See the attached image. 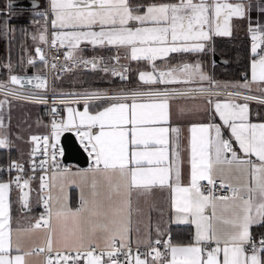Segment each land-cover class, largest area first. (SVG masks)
<instances>
[{"label": "snow or ice", "instance_id": "1", "mask_svg": "<svg viewBox=\"0 0 264 264\" xmlns=\"http://www.w3.org/2000/svg\"><path fill=\"white\" fill-rule=\"evenodd\" d=\"M39 0H31L28 7L7 0L0 9V32L4 35L17 29L12 21L19 20L26 11L31 12L29 23L38 26L36 32L26 28L20 31L31 35L33 41L49 45L63 54L73 64L91 66L93 70L111 73L121 80L127 79L128 66L119 63L120 57H112L109 67L103 58L84 59L80 45L116 46L129 50L132 61H146L151 71L139 72V80L147 85H163L148 91L132 90L128 94L109 95L92 91L83 94H67L72 99L56 103L84 104L83 111L67 108V119L52 122L55 143L49 137L32 136L33 157L41 152L45 159L39 164L33 159V171L37 168L50 175L40 177L41 196L45 214L27 227L12 226L10 193L15 185L21 192L23 210L30 212V178L17 175L7 182L0 181V264H29V257L44 254L43 264H264V234L259 239L253 236V228H264V123L249 120V104L237 103L234 99L214 103V111L223 126L230 130L225 138L220 124H199L191 127L190 184L182 186L180 154L175 153L174 164L169 161L170 100L195 96H219L214 92L216 82L207 75L199 62L171 64L172 54L202 53L206 42L216 36H231L233 20H247L251 33V82L264 84V24L253 20V11L264 15V0H176L172 3L133 4L131 0H48L47 8L40 11ZM49 24L56 30L48 38ZM98 28L99 30H94ZM71 29V30H69ZM45 67L49 60L43 49H35ZM56 56L52 57L55 61ZM162 61L165 67L156 62ZM23 63V59H21ZM37 58L29 57L27 64L34 66ZM102 65V66H101ZM52 69L57 68L52 63ZM8 82H0V92L7 97L19 98L25 85L47 89V78L12 75ZM62 70H68L61 65ZM208 82V87L203 86ZM200 83V87L179 90L168 88L173 84ZM250 90V83L240 85ZM229 97H240V92H230ZM244 101L260 99L243 95ZM131 100V103L123 102ZM141 100L143 102H138ZM93 101H113L102 110L92 113L89 104ZM7 99L0 100L3 109ZM39 102L46 103L41 100ZM57 113L56 108L52 109ZM4 122L0 119V128ZM92 129H98L93 132ZM75 131L83 150L92 160L87 169L73 172L57 158L64 156L59 147L64 132ZM172 132H180L172 128ZM214 131V135L212 134ZM234 138V140L232 139ZM234 144L238 146L234 147ZM7 136L0 138V147H9ZM239 153H243L241 156ZM230 154V155H229ZM255 157V159H253ZM16 169L23 173V165L13 161L8 171ZM225 169L235 170V182L220 178L221 190L229 194L217 195L216 176ZM3 171V169H0ZM80 181L79 206L70 207L66 199L51 190L59 188L63 193L68 183ZM201 181H206L202 185ZM154 188H168L172 192V207L177 222L195 225L194 243L174 245L170 236L157 224V238L152 239L151 229L143 239L136 240L135 251L131 245L132 193L137 191L147 197ZM207 188L205 192L202 190ZM147 203V201H145ZM143 215L144 209H135ZM151 207L149 206V220ZM46 231L44 246L28 250L23 246L22 236L35 230ZM137 234L140 229L137 227ZM143 244L145 251H140ZM163 248V251H161Z\"/></svg>", "mask_w": 264, "mask_h": 264}, {"label": "crops", "instance_id": "2", "mask_svg": "<svg viewBox=\"0 0 264 264\" xmlns=\"http://www.w3.org/2000/svg\"><path fill=\"white\" fill-rule=\"evenodd\" d=\"M172 3V2H170ZM261 24V19H259ZM255 27V24L253 25ZM234 27H232L233 30ZM70 30V29H69ZM216 35L212 36V39L206 42L205 51L202 53H188L186 58L181 59L178 58L177 60L171 61V64H177L178 62H189V63H196L199 62L202 65L203 71L209 75L213 81L216 82V87L218 89H229V90H237L243 91L247 93H252L255 95L264 96V84H258L254 82H246V81H220L215 80L213 75V53H212V44L213 38ZM251 39V34H250ZM83 43L82 47H112L118 51L119 55L123 56V61L121 65H129L128 63H137L138 61H132L128 58L129 50L126 48H117L116 46H93L91 44ZM251 51V46H250ZM174 54H172L173 56ZM178 55V54H177ZM184 55V54H179ZM252 55V54H251ZM253 59V57H252ZM251 59V61H252ZM143 62L147 67L141 71H151V65L149 62L146 61H139ZM160 67H165L162 61L156 62ZM249 75L251 79V63H250V70ZM138 81L139 84L142 86L140 89L141 91H148L153 88H162L165 87L163 85H147L143 84L139 80V73H138ZM245 83H250V90L240 87ZM200 83H193V84H173L168 85V88H176L179 90H187L189 88H196L200 87ZM204 87H208V82H203ZM22 91V90H21ZM7 99V103L0 109V119L4 122V127L0 128V138L3 136H7V139L10 141V146L0 147V149H10L16 153V162L18 163H27L31 159L35 158L32 155L33 148L35 147L34 142H32V136H40L47 131L46 124L41 119V103L37 101L26 100L21 97L14 98V97H5L3 94H0V100ZM207 97L203 96H195L194 98H187V97H180L174 98L170 100V119L167 124H162L160 126L168 127L169 131V161L174 164L175 162V153L178 151L180 154V161H181V170H182V178L181 184L182 186H189L190 184V156H191V149H190V141H191V127L193 125L199 124H220L222 125V132L225 138H230V130L227 129L226 126H223V122L220 120L219 115L214 111V103L217 101L225 102L230 99H234L237 103H245L249 104V120L252 123H264V116L261 113V108L264 106L257 102L252 101H244L243 99L236 98V97H229L224 95H213L211 97L213 104L207 103ZM113 101H107L105 104H99L101 102H92L89 104V111L95 113L96 111L102 110L104 107H107ZM131 103V100L123 101ZM138 102H143L138 100ZM73 107L78 111H83L84 104H68L65 106L63 110V116L61 119H67V108ZM172 128H179L180 132L174 133L171 131ZM93 132L98 131V129H92ZM78 141L79 136L76 134L75 131H72ZM214 135V131L212 133ZM62 136V135H61ZM234 140V138H232ZM61 140V137H60ZM234 147H237V151L239 152L238 146L234 144ZM243 156V153H239ZM230 155V154H229ZM255 159V157H253ZM91 166L88 165L87 167H80L76 164L70 168L73 172L77 169H87ZM238 173L233 170L229 173L226 169L223 173H217L215 177L216 180H220L221 176L224 177L226 181L229 180V177L233 179L230 182H235V176ZM76 183H68L65 185L63 193L59 191V188H53L51 190V195L56 197L57 195L62 196L66 199L67 204L72 207L76 208L79 206L80 200V181L79 178H76ZM0 181L7 182L8 180L2 179ZM203 181H201L202 183ZM41 181H38L32 185L30 188L32 189L30 193V205L31 211H25L22 208L20 203L21 192L20 190L13 185L12 191L10 193V200L12 206V226L16 228L17 226L27 227L31 224H34L37 219H39L42 200L41 196L44 195L40 189ZM73 194L75 195L74 200L77 202L78 205L75 206V202H73ZM172 192L168 188H154L151 194L147 197L141 196L137 191H133L132 193V232H131V245L132 248H136V240L138 238L143 239L146 231L151 229L152 239L155 240L156 236V225L159 224L162 230H165V236L162 238L167 240L168 237L170 238L173 236L176 240L175 242H171L174 245H189L194 243V235H195V225L191 223H183L177 222L175 219V212L172 207ZM147 201V203L145 202ZM74 203V204H73ZM139 203V207L144 209L143 215H137L135 209L137 208ZM149 206L151 207L150 211V220H149ZM139 227L140 232L137 234L136 229ZM253 236L259 239L261 234H264V228H253ZM258 235V236H257ZM46 242V231L42 228L39 230H35L34 232L22 236V243L23 246L28 249L32 250L41 246H44ZM140 247H144L143 244ZM29 264H43L45 259L44 254L41 255H33L28 258Z\"/></svg>", "mask_w": 264, "mask_h": 264}, {"label": "trees", "instance_id": "3", "mask_svg": "<svg viewBox=\"0 0 264 264\" xmlns=\"http://www.w3.org/2000/svg\"><path fill=\"white\" fill-rule=\"evenodd\" d=\"M1 1V0H0ZM4 2V0H3ZM0 2L1 9H3V3ZM41 4L40 10L47 8L48 0H39ZM133 4H151V3H170L176 2V0H131ZM31 12L26 11L24 16H30ZM253 25L256 20L261 19L264 23V15L259 14L256 11L251 13ZM2 18V17H0ZM27 21V20H25ZM25 21H15L11 23L13 26L23 25ZM233 30L231 36H215L213 38L212 53L218 54L222 58L228 60L227 64H215L213 75L215 80L220 81H243L245 76L249 74L250 63H251V51H250V32L247 20H233ZM8 39H2L0 41V82H8L9 70L4 64L8 60V45H11ZM35 49V48H34ZM98 53L106 54H118V51L112 47H106L99 49V47H83V55H94ZM34 51L32 52V55ZM187 55L174 54L170 59L174 62L178 58L184 59ZM28 60V59H27ZM129 71L127 72V79L121 80L119 77L113 76L110 73L103 71H84V70H69L66 71L61 77L52 76V92L54 94L64 93H80L102 89H126V90H137L142 86L138 81V73L140 70L145 69L147 66L143 62L128 63ZM29 69L32 71H43L42 65H37L32 68L26 62V66H18L11 71V74L17 73H28ZM107 102H101L99 104H105ZM264 116V106L261 108V113ZM15 161L16 153L10 149H0V166L4 170L9 168V165ZM5 175L2 179H5ZM75 195L73 194V202L75 206L78 205V201L74 200ZM258 236V235H257ZM172 241L175 242V238L172 236Z\"/></svg>", "mask_w": 264, "mask_h": 264}, {"label": "built area", "instance_id": "4", "mask_svg": "<svg viewBox=\"0 0 264 264\" xmlns=\"http://www.w3.org/2000/svg\"><path fill=\"white\" fill-rule=\"evenodd\" d=\"M48 38L49 40L52 39V33H51V30H49V33H48ZM252 44V40L250 39V46ZM39 47H41L46 55V57L48 58L49 60V66L48 67H45L43 65L42 62L39 61L38 57H37V53L34 49V54L31 56V57H35L37 58V62L33 67L37 66V65H42L43 66V71L42 72H39V71H31V72H28V73H15V74H12V75H18V76H27V77H34L35 75L39 74L41 75L42 77H46L47 78V89H38L35 87V81L33 82L32 85H25L24 88H20L19 86H13V85H9L10 87H17V88H20L21 90H24V91H21V90H18L20 92V97L23 98V99H26V100H31V101H41V100H45L47 101L46 103H42V102H39L41 103V119L42 121L46 124V127H47V131L46 133L40 135L39 137L43 138L44 136H48L49 137V144H52V143H55V138L54 136L52 135V122L55 120V121H59L61 120L62 116H63V110L65 108L66 105L68 104H62V103H56V101H59L61 99H72L73 96L71 95H67V94H83L85 92H80V93H64V94H54L52 92V76L55 75L56 77H61L66 71H69V70H83V69H87V70H93L91 68V66H85L83 64H73L71 61H66L65 58H64V53L67 51L66 48H60L59 49V52H57V50L55 48H50L49 45H46V44H40L38 45ZM80 54V53H78ZM116 55H119V54H105V55H97V56H89V55H82L84 59H92L93 57H96V58H103V62L108 64L109 67H111L113 64H114V61L112 60V57L116 56ZM53 56H56L57 59L55 61L52 60V57ZM120 57V61L119 63L121 64L122 61H123V56L122 55H119ZM251 59H252V55H251ZM52 63H56L57 64V68L56 69H52L51 68V64ZM217 64V62L213 61V65ZM61 65H66L67 69L68 70H62L61 69ZM102 66V65H101ZM243 81H246V82H250L251 79H250V75L248 74L247 76H245V79ZM138 91H141V90H138ZM213 91L214 92H219L220 95H224V96H228V93L230 92H240L241 93V96L238 97V98H242L243 95H251V96H255V97H258L260 99H264L263 96H258V95H255V94H252V93H247V92H243V91H237V90H229V89H216V88H213ZM89 92H92V91H89ZM131 91H125V92H107L109 95H116V94H120V93H124V94H128L130 93ZM0 94H3L2 92H0ZM4 95V94H3ZM93 102H107V101H93ZM92 103V102H90ZM53 108H56L57 110V113H53L52 112V109ZM41 144V152H38L35 156V158H33L37 164H39V161L41 159H45L46 157L43 156L41 153H42V140L39 142ZM80 143V141H79ZM81 145V144H80ZM82 146V145H81ZM59 147L63 148L62 144H61V141H60V144H59ZM64 166H67L69 168H71L73 166V163H67L64 161V158L63 157H57ZM33 159H31L30 161H28L27 163H21L23 165V173L20 174L17 172L16 169H12L11 171H8V169L4 170L2 166H0V169H3V171H0V180H2V177L5 175V179L6 180H9L11 178H14L15 176L17 175H22L23 178H30V177H34L33 179H31V182H30V185L40 181V177L42 175H50L51 172L55 171V169H52V168H49L48 169V172L46 173L44 170L40 169V168H37L35 171H33V164H32V161ZM88 160H89V165L91 166L92 165V160L91 158L88 156ZM217 181V190H216V194L217 195H224V194H229V190L228 189H223L221 190L220 187H219V184H220V180H216ZM206 181H203L201 184L202 185H206ZM202 190H204L205 192L207 191V188H203ZM44 195H48L49 193L47 191H44L43 192ZM45 214V209H44V206H43V202H42V206H41V211H40V216L44 215ZM136 248L133 247V250L135 251ZM145 247H140V251L143 252L145 251ZM161 251H163V248H161Z\"/></svg>", "mask_w": 264, "mask_h": 264}, {"label": "rangeland", "instance_id": "5", "mask_svg": "<svg viewBox=\"0 0 264 264\" xmlns=\"http://www.w3.org/2000/svg\"><path fill=\"white\" fill-rule=\"evenodd\" d=\"M3 2V0H1ZM0 1V2H1ZM3 7L5 8L6 4H7V0H4L3 2ZM0 9H1V6H0ZM40 11H43V10H40ZM31 19V15L30 16H23L21 17L19 20H15V21H20V20H27L25 21V24L23 25H17V26H14L16 27V31L14 33H11L9 35H4L3 32H0V41L2 39H8L7 41L11 43V45H8V60L6 64L4 65H7L9 62L11 63L12 65V70H14L16 67L18 68V66H26V62H27V59H29V57L32 56V52L34 51V48L40 44H43V43H40L39 41H33L31 39V35L29 36H24L21 31H20V28L23 27V28H26L28 30L29 33H34L36 32V29L38 26H33L29 23V20ZM49 30H51V33H53L54 29L51 28V25L49 24V28H48V33H49ZM71 30V29H70ZM94 30H99L98 28H95ZM84 44H86L84 42ZM83 43L80 45V47L83 49ZM99 49H104V48H101L99 47ZM81 55H83L82 53H80ZM106 53H98V54H94V55H89V56H97V55H105ZM21 59H23V63L21 62ZM122 64V63H121ZM11 70V71H12ZM84 71H88L87 69H83ZM99 70L96 69V70H91V71H97ZM110 73V72H109ZM111 74V73H110ZM17 88V87H15ZM17 90H21L20 88H17ZM24 91V90H22ZM94 91H101V92H125V91H132V90H126V89H102V90H94ZM89 92V91H87ZM260 96V95H258ZM264 97V96H263ZM238 98V97H236ZM240 99H243V98H240ZM252 102H257L259 104H262L264 105V103H260L258 100H251Z\"/></svg>", "mask_w": 264, "mask_h": 264}, {"label": "water", "instance_id": "6", "mask_svg": "<svg viewBox=\"0 0 264 264\" xmlns=\"http://www.w3.org/2000/svg\"><path fill=\"white\" fill-rule=\"evenodd\" d=\"M17 4H22L28 7L31 0H16ZM213 59L218 64H227L229 61L222 58L218 54L213 55ZM32 70L29 69V72ZM61 144L64 149V161L73 163L80 167H87L89 165L88 155L80 145L76 135L73 132H64L61 136Z\"/></svg>", "mask_w": 264, "mask_h": 264}]
</instances>
